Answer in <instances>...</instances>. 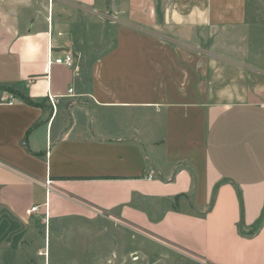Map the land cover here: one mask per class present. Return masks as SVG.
<instances>
[{"label":"crops","instance_id":"obj_1","mask_svg":"<svg viewBox=\"0 0 264 264\" xmlns=\"http://www.w3.org/2000/svg\"><path fill=\"white\" fill-rule=\"evenodd\" d=\"M263 3L0 0V206L264 264Z\"/></svg>","mask_w":264,"mask_h":264},{"label":"rangeland","instance_id":"obj_2","mask_svg":"<svg viewBox=\"0 0 264 264\" xmlns=\"http://www.w3.org/2000/svg\"><path fill=\"white\" fill-rule=\"evenodd\" d=\"M62 213L50 222L19 219L0 206V264H204L118 213L72 206Z\"/></svg>","mask_w":264,"mask_h":264},{"label":"built area","instance_id":"obj_3","mask_svg":"<svg viewBox=\"0 0 264 264\" xmlns=\"http://www.w3.org/2000/svg\"><path fill=\"white\" fill-rule=\"evenodd\" d=\"M58 64V65H65L66 67H69V68H73L74 67V59H73V56L70 55V54H67L65 57H62V58H56L54 60H51L50 59V64ZM73 93V89H70L69 90V94H72ZM50 101L52 103V106L53 107H56V99H54L53 97H50ZM9 105H13V101H9ZM154 178V174L153 173H150L149 175H147V179H153ZM51 183L52 181L50 180H47V191L50 192V187H51ZM46 206V210L48 211V204L45 205ZM40 213V207L39 206H33L31 208H29L27 211H26V216L27 217H32L34 216L35 214H39ZM47 217H48V214L46 213Z\"/></svg>","mask_w":264,"mask_h":264},{"label":"trees","instance_id":"obj_4","mask_svg":"<svg viewBox=\"0 0 264 264\" xmlns=\"http://www.w3.org/2000/svg\"><path fill=\"white\" fill-rule=\"evenodd\" d=\"M264 223V216L262 217V219L260 220V222H259V227H260V225H262Z\"/></svg>","mask_w":264,"mask_h":264}]
</instances>
